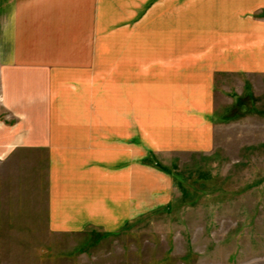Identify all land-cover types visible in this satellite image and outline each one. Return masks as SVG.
Listing matches in <instances>:
<instances>
[{"label": "crops", "instance_id": "obj_1", "mask_svg": "<svg viewBox=\"0 0 264 264\" xmlns=\"http://www.w3.org/2000/svg\"><path fill=\"white\" fill-rule=\"evenodd\" d=\"M238 76L264 77V0H0V160L47 150L52 228L117 231L170 202L159 155L213 151Z\"/></svg>", "mask_w": 264, "mask_h": 264}, {"label": "rangeland", "instance_id": "obj_2", "mask_svg": "<svg viewBox=\"0 0 264 264\" xmlns=\"http://www.w3.org/2000/svg\"><path fill=\"white\" fill-rule=\"evenodd\" d=\"M221 79L213 151L159 155L170 202L117 231L52 228L47 150L0 160V264H264V77Z\"/></svg>", "mask_w": 264, "mask_h": 264}]
</instances>
